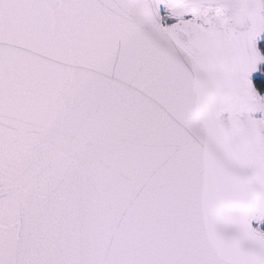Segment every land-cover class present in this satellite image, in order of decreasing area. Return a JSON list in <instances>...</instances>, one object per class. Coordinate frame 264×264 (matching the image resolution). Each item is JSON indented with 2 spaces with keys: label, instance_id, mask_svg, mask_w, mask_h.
Returning a JSON list of instances; mask_svg holds the SVG:
<instances>
[{
  "label": "snow or ice",
  "instance_id": "obj_1",
  "mask_svg": "<svg viewBox=\"0 0 264 264\" xmlns=\"http://www.w3.org/2000/svg\"><path fill=\"white\" fill-rule=\"evenodd\" d=\"M0 264H264V0H0Z\"/></svg>",
  "mask_w": 264,
  "mask_h": 264
}]
</instances>
